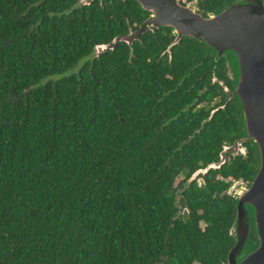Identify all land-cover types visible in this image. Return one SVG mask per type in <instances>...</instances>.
<instances>
[{
	"label": "trees",
	"instance_id": "obj_1",
	"mask_svg": "<svg viewBox=\"0 0 264 264\" xmlns=\"http://www.w3.org/2000/svg\"><path fill=\"white\" fill-rule=\"evenodd\" d=\"M147 17L135 0H0V264H225L227 190L257 152L187 184L240 136V108L211 83L230 87L223 62L186 37L166 52L167 27L95 56Z\"/></svg>",
	"mask_w": 264,
	"mask_h": 264
},
{
	"label": "water",
	"instance_id": "obj_2",
	"mask_svg": "<svg viewBox=\"0 0 264 264\" xmlns=\"http://www.w3.org/2000/svg\"><path fill=\"white\" fill-rule=\"evenodd\" d=\"M92 1L80 0V5H90ZM135 1L148 17L137 28H129L127 34L96 45L95 56L114 50L121 42L130 46L148 30L167 27L173 41L166 52L186 37L210 51L214 68L223 62L230 87L214 74L211 83L221 87L226 103L234 100L239 106L241 134L222 146L218 161L193 172L187 184L211 170H219L228 157L239 156L246 151L244 144L255 146L258 161L254 174L248 181H235L227 190L235 200V215L228 230L233 245L225 264H264V0H234L218 12L206 15L182 5L180 0ZM216 110L210 112L209 119Z\"/></svg>",
	"mask_w": 264,
	"mask_h": 264
},
{
	"label": "flooded vegetation",
	"instance_id": "obj_3",
	"mask_svg": "<svg viewBox=\"0 0 264 264\" xmlns=\"http://www.w3.org/2000/svg\"><path fill=\"white\" fill-rule=\"evenodd\" d=\"M180 3L182 4V5H189V6H191L192 8H194L197 12H199V13H201V11H199V7H198V5H197V1L196 0H194V1H192V2H185L184 0H180ZM213 74V73H212Z\"/></svg>",
	"mask_w": 264,
	"mask_h": 264
},
{
	"label": "rangeland",
	"instance_id": "obj_4",
	"mask_svg": "<svg viewBox=\"0 0 264 264\" xmlns=\"http://www.w3.org/2000/svg\"><path fill=\"white\" fill-rule=\"evenodd\" d=\"M201 106H202V105H201ZM197 181H200V179H198ZM242 187H244V185L237 187L236 190H235V194H236L238 191H240V190L242 189Z\"/></svg>",
	"mask_w": 264,
	"mask_h": 264
},
{
	"label": "built area",
	"instance_id": "obj_5",
	"mask_svg": "<svg viewBox=\"0 0 264 264\" xmlns=\"http://www.w3.org/2000/svg\"><path fill=\"white\" fill-rule=\"evenodd\" d=\"M241 154H245V151H241Z\"/></svg>",
	"mask_w": 264,
	"mask_h": 264
}]
</instances>
